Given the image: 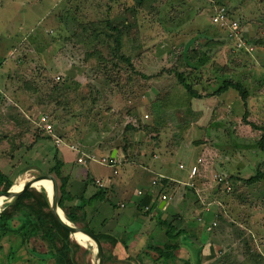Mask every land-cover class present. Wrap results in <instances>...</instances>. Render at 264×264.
I'll list each match as a JSON object with an SVG mask.
<instances>
[{
    "label": "rangeland",
    "instance_id": "rangeland-1",
    "mask_svg": "<svg viewBox=\"0 0 264 264\" xmlns=\"http://www.w3.org/2000/svg\"><path fill=\"white\" fill-rule=\"evenodd\" d=\"M161 1L160 15L154 16L155 21H150L149 17L139 21L141 32L145 34L146 47L138 58V65L151 73L162 66L170 68L178 57L177 55L183 54L184 58L195 60L196 63L201 62L199 67L194 64L188 65L185 71L191 73V80L196 88L202 90L201 88L204 87L206 92L211 93V96L195 100L190 107L164 112L159 107L156 98L162 88H167L171 83L173 74H169L167 79L156 83L152 89L143 85L138 88L140 91L136 97L128 98L124 103L127 106L134 105L139 108L140 116L148 124L150 130L146 132L137 129L123 134L127 119L120 117L118 111L112 113L111 109H106L108 103L105 100L106 92L103 86L110 87L109 83L103 81V77L95 80L91 78V82L102 90L101 98L99 97L98 101L95 100L96 102L91 104L90 110L88 108L75 110L70 114L58 111V115L56 114L53 119L57 130L55 133H59L56 136L61 140L60 144L57 145L53 137L49 135L51 138L41 139L36 143L27 155L28 160L47 172L53 163V154L57 150V157L65 161L62 168L63 174L74 176L75 189H78L77 186L81 184L79 179L84 178L87 169L91 168L90 170L94 173L102 175L110 172L107 167H99L101 166L99 164H97L99 166H90L88 160L78 163L76 161L78 156L84 154L97 157L107 156L108 150L114 144L123 143L124 136L131 138L134 146L138 144L136 139L141 137L139 139L141 143L138 145L141 151L140 156L133 158L128 161L130 164L125 165L135 177L142 173L140 168L143 167L149 174H153L149 171V168L153 170L149 165L152 159L157 162L158 169L182 179L186 178L187 169H180L179 164L196 163L198 167L196 180L201 179L200 183L203 181L207 188L205 192H208L205 200L217 203V200L227 195L232 196L226 190V186L232 183L221 185L218 182V176L246 177L255 172L257 164L264 158V154L259 151L258 147H255L260 131L253 130L241 120L244 105L238 93L231 89L221 95H212L213 90L219 86L218 75L225 74L234 81L242 82L250 90L248 106L252 114L248 118L251 121L264 123V64L256 56L257 48L254 45L255 41L264 40V0H219V2L222 1L223 6L229 8L232 16L239 20L246 30L247 42L254 51L236 48L234 43L225 38V31L212 24L211 16L217 10L216 0ZM132 2L133 0H0V62L4 68V70L1 68L2 74H0V111L16 106L35 123L37 117L42 114L43 109L37 107L35 98L28 97L16 88L23 80L21 72L17 69L23 68L25 63L22 62L25 61L33 63L41 60L48 66L54 67L55 80L76 88L78 93L88 91L85 83L87 79H84L81 74L78 63L74 59L71 60L70 50H67L69 46L63 37L74 31L79 19L97 17V14H100L99 8L103 10L107 7L110 15L119 19L130 18L132 13L128 11V6H131ZM212 37L213 40L210 41ZM194 51H196L195 54ZM23 53L27 55L28 60L21 61L19 57H23ZM57 59L61 63L66 62L64 66L59 68ZM87 94L92 96L89 92ZM222 101L226 103L225 107H222ZM259 109L262 112H259ZM108 119L110 122L107 121ZM184 124L189 125L187 130L177 129V126ZM155 126L161 127L157 135ZM98 129L104 132L99 133ZM153 136H158V138L154 139ZM174 144L176 147L173 149L171 146ZM243 144L251 147L244 148ZM90 148L91 151L85 150ZM117 165L118 163L116 167ZM20 166L22 163L17 168ZM125 166L121 165L119 169L124 170ZM0 167L3 171L10 172L4 162H1ZM39 174L37 168H32L26 171L21 178L26 182ZM149 174L144 171L143 179L140 178L135 182L134 187L147 188V184L153 177L151 175L149 179ZM119 177V182L114 181L108 186L115 195H119L120 200L123 198L120 195L128 192L131 183L124 190L120 174ZM94 178L95 183L102 184L101 178L98 176ZM194 185L189 186L194 188ZM243 185L242 182L237 185L241 187L239 194L249 203L241 202L239 197H231L233 207H238L235 211H229V214L234 216L237 224L240 223V219L242 221L244 219L241 213L242 207L239 208L240 205L237 204L240 203L243 204L241 206L250 208L261 205L264 201V182L246 187ZM69 188H73L71 181H69ZM192 193L196 194V191L184 190V195L179 199L183 203L178 206L180 209L177 207V210L182 212L187 206L201 205L200 202H196ZM6 202L4 201L2 206ZM171 207V210H176L174 206ZM208 218L205 216V220ZM223 221L232 225L226 227L233 231V235L239 231L242 232L243 229L235 222ZM18 222L16 220L15 224ZM256 222L260 224L254 227L264 233L263 221L260 222L257 218ZM202 225L203 222L200 223V226ZM220 225L225 227V224L220 223ZM221 230L220 226L215 228L218 233H221ZM200 235H202L201 231ZM143 246L144 244L141 245ZM82 247L84 250L87 249L88 253L80 249L77 251V256L83 258L84 262L89 261L96 264L95 245L87 244ZM11 248L16 249L17 252L15 251L10 264H43L37 259L39 256L30 255L22 247L20 236L15 234L0 238V264L7 263V252ZM37 250L43 252L45 247L37 246ZM132 255L134 256L135 253ZM51 263L52 260H49L45 264ZM131 264L136 263L131 261Z\"/></svg>",
    "mask_w": 264,
    "mask_h": 264
},
{
    "label": "trees",
    "instance_id": "trees-1",
    "mask_svg": "<svg viewBox=\"0 0 264 264\" xmlns=\"http://www.w3.org/2000/svg\"><path fill=\"white\" fill-rule=\"evenodd\" d=\"M161 2V0H133L131 6H128V11H131L132 16L121 19L110 15L107 7L103 10L99 8L101 15L97 14L94 19H79L74 31L63 37L69 46L67 50H70L71 60L74 59L78 63L81 74L84 79H87L85 83L88 91L78 93L76 88L55 80L54 67L48 66L41 60L33 63L27 62L25 60H28V57L24 53L23 57H19L21 61H25L22 62L25 63V66L17 69L21 72L23 79L16 86L17 90L25 93L28 97L35 98L37 107L43 109L41 113L50 117L55 125L53 117H56L58 111L70 114L75 110L86 108L90 110L91 104L95 100L98 101L103 95L102 90L91 82V78L95 80L103 77V81L110 85V87L103 86L106 92L105 100L108 103L106 109H111L112 113L118 111L120 117L127 119L123 134L137 129L146 132L150 130L148 124L140 116L139 108L134 105L127 106L124 103L128 98L136 97L140 91L138 88L143 85L152 89L156 83L167 79L169 74H173L171 83L167 88L163 87L156 98L159 107L164 112L190 107L195 100L211 96V93L206 92L204 87L201 88L202 90L196 88L191 80V73L185 71L188 65L194 64L199 67L201 62L196 63L195 60L184 58L183 54L177 55L178 57L170 68L162 66L151 73L146 72L138 65V58L146 47L145 34L141 32L139 21L147 17L150 18V21H155L154 16L160 15ZM216 5V9L226 8L228 16L236 19L232 16L229 8L223 6L222 1L216 0ZM140 17L141 19H139ZM212 40L213 37L210 41ZM254 45L257 48L256 56L264 64V40L259 39L254 42ZM193 53L195 54L196 51ZM65 63L58 61L57 65L60 68ZM1 68L4 70L2 62H0V71ZM218 79H220L219 86L213 90L212 95H221L231 89L238 93L244 105L241 120L253 130L260 131L255 147H258L259 151L264 154V123L256 120L251 121L248 118L252 114L248 106L250 90L242 82L234 81L228 75H218ZM88 92L92 96H89ZM222 103V107H225L224 104L226 103L224 101ZM259 112L262 110L259 109ZM109 119L108 122H110ZM188 127V124H184L177 126V129L187 130ZM154 128L157 135L161 127L155 126ZM44 132L16 106L0 111V159L10 169V172L7 173L0 167V191L8 189L26 171L32 168H37L40 173H44L37 164L29 162L27 156L39 140L51 138ZM98 132L103 133L104 131L98 129ZM57 134L59 133L57 132ZM153 138L157 139L158 136H153ZM139 139L141 137L136 139L138 144L134 146L132 139L124 136L122 144L113 145L112 148H116L119 153V166L122 165L123 167L130 164L128 161L140 156L141 151H139L138 145L141 142ZM110 143L112 142L110 141ZM171 147L174 149L176 146L174 144ZM242 147L250 148L251 146L243 144ZM85 150L91 151L92 149ZM110 150H108V154ZM56 152L57 150L53 154V163L47 172L54 173L59 178L58 206L72 224L91 231L101 239L106 249V264L117 262L118 264H131V261L136 264H176V255L180 247L179 238L186 230L184 227L185 212H180L177 209L170 211L171 209L166 207L164 209H167L166 215L155 218L160 236L155 238L150 232L146 233L144 246L133 256L129 251L126 239L117 236L113 232V228H107L109 220L113 219L115 222L119 216V197L109 194L108 185L95 183L90 168L85 173L82 192L80 194L72 192L69 188L70 174H63L62 168L65 162L57 157ZM21 163L22 166L17 168ZM222 177L226 183L220 182L221 185L232 183V185L229 184L230 190L227 192L231 193L233 197H239L241 202L248 204L249 201L240 196L241 187H237V185L242 182L243 186L246 187L264 182V158L257 164L255 172L246 177L238 175ZM158 183L159 188L152 200L148 191L150 188L143 191V195H139L134 200L135 210L140 211L139 213L145 217H148L152 212L153 206L162 193L170 195L173 199L171 206L178 207L183 203L179 199L184 195V190L195 192L194 188H190L191 185L182 184L165 176L160 177ZM192 194L196 202H200L198 195ZM262 202L264 203V201ZM218 216L225 220L223 213L220 212ZM16 220L19 221L17 224H15ZM7 234L19 235L22 247L30 255L39 256L37 259L43 264L49 260H52L51 264H93L89 261L84 262L83 258L77 256V251L84 249L71 236L70 232L56 220L44 188L40 190L29 189L2 206L0 210V238ZM238 235L242 237L243 244L241 248L239 246L235 248L237 251L233 254L236 258L225 256L220 264H264V254L254 245L252 237L245 234L244 230L239 231ZM37 246H44L45 251H38ZM84 251L88 253L87 249ZM15 253L14 248L9 250L7 264H10ZM150 254L152 257L149 256ZM179 264L189 263L183 261Z\"/></svg>",
    "mask_w": 264,
    "mask_h": 264
},
{
    "label": "crops",
    "instance_id": "crops-1",
    "mask_svg": "<svg viewBox=\"0 0 264 264\" xmlns=\"http://www.w3.org/2000/svg\"><path fill=\"white\" fill-rule=\"evenodd\" d=\"M110 149L109 152L112 153V150L116 148H110ZM110 153L107 156L111 157ZM114 155L115 156L112 157L116 161L113 165H105L96 160L94 161L90 160L88 162L90 166L101 165L99 167H103V168L107 167V169L110 171L109 174L107 173V175L105 174L102 175L100 173H94L93 171H91L94 177L98 176L99 178L102 179L103 182L100 185H104V184L111 185L114 183V181L119 182L120 181L119 174L123 179L122 187L124 190H126L128 185L131 183V186L127 190L128 192L120 195V197L123 198H120V200H118L120 204V208L118 209L119 216L117 217L115 222L113 221V219H110L109 223H107L108 224L107 228L110 227L113 228V232L116 233L117 236L119 235L120 237L126 239L131 254L136 253L141 248V245L145 244L147 237L146 233L150 232V234L155 236V238L160 236V232L158 230L159 228L157 227L155 218L156 216L166 215L167 209L166 210L164 209L166 207H168L169 210L172 208L171 205L173 204L171 203V201L173 199H171L170 195L164 193L168 196V199L165 202H163L160 201L159 198L158 201L153 206L152 212L148 215V217L141 215L139 213L140 211L135 210L134 200L137 199L140 194L142 195L143 191H147L149 188L150 189L148 191L150 192L149 194L152 200L154 195L156 194V191L159 188V185L152 184V180L155 179L157 176L160 177L165 176L170 179L176 180L177 182H180L182 184H186V185L195 184L194 188L196 194L201 200L200 201L201 205L194 204L192 206H187L185 210L182 211L185 212L186 221L184 227L186 228V230L180 235L179 238L180 247L176 255V261H175L176 264H179L183 261H188L189 264H220L221 260L225 256H229V257L232 256L233 258H236L233 253L237 251V249H235L237 248V246L241 248L243 244L242 237H239L238 232L233 235L232 234L233 231L232 230L230 231L229 230L230 228L226 227V226L231 227L232 225L228 223H224V221L219 218L218 214H220V212L223 213V217L226 221L229 220L237 224L238 222L235 221L234 216L232 217V215L229 214L230 213L229 211H235L236 210L235 208H237L238 206L233 207L234 204L232 202L233 198H231L232 196L230 195L225 196V198L221 200H217L216 198V200L218 201L217 203L206 201L205 197L206 194L208 193L205 192L207 191L206 185L203 183V181H201L202 183H200L201 179L196 180L198 174H195L193 178H189L188 175L189 168L194 163H188L186 165L180 163L183 165L182 168L179 167L180 169H187L186 178L182 179L179 176H171L166 171H162L158 169L156 166L157 162H154V160L152 159L151 160L152 162H150L149 165L150 167H152L153 170H150L149 168V171L152 172L153 174H149V172L145 170V168L143 167L140 168L141 170L140 172L142 173L140 175L138 174L137 177H135L134 173L131 172V170H129L126 166L124 170L121 168L119 169L120 163H119V153L117 149ZM102 156L103 155L98 157H102ZM116 163H118L117 165L118 169L116 167ZM144 171L147 174H149V179L151 175L153 176L150 183L147 184L148 187L147 188L134 187L135 182L139 181L140 178L143 179ZM84 180H85V176L84 178L82 177V179L80 178L79 181L81 182V184L80 186H77L78 189H75L76 185L74 184V176L70 175L69 181H71L73 185L71 191L76 194H80L83 190ZM190 181L192 183H189ZM109 194L115 195L112 189H109ZM117 196L119 197V195ZM237 205H240L239 208L242 207L241 213L243 214V218H244L243 221L242 219L239 218L241 221L237 225L245 231V234H249V236L252 237L254 245L264 254V242H263L264 233L261 232L259 228L254 227V226H259L260 224L256 222L257 218L260 220V222L263 221L264 223V214H263L264 212L263 213L261 212L264 211V204L261 203V205H256L250 208H248V206L246 207L241 206L243 204L240 203ZM174 208L177 209V206L174 205ZM205 216L206 218L208 217L209 218L205 220ZM245 218H247V221H245ZM201 222H203L202 226H200ZM213 223H215V225H213ZM220 223L222 225L225 224V227L221 226ZM218 226H220L222 229L221 233L215 231V228ZM208 227H210V230H208ZM200 231L202 235H200ZM203 232H205L204 234L205 236L203 235ZM9 250L10 249H8V252ZM15 251L17 252L16 249ZM149 256L152 257L151 254Z\"/></svg>",
    "mask_w": 264,
    "mask_h": 264
},
{
    "label": "built area",
    "instance_id": "built-area-1",
    "mask_svg": "<svg viewBox=\"0 0 264 264\" xmlns=\"http://www.w3.org/2000/svg\"><path fill=\"white\" fill-rule=\"evenodd\" d=\"M211 22L212 24L218 26L219 28L225 31V37L227 38V40L234 43L236 48H244L246 51H254L253 47L249 46L250 44L247 42L248 40L246 39V36H245V30L241 26L239 20L230 18L227 14L226 8L221 7L215 10V12L211 16ZM36 124L40 128H42L46 134L52 136L54 139L53 141L57 145L60 144L61 140L58 136H56L57 134L55 133V125L53 124L51 119L46 114H40L37 117ZM86 160L88 161L96 160L105 165H113L116 161L114 160L113 157H110V156L96 157L92 154H89V155L84 154V155H80L77 157V161L79 163H83ZM199 161L200 159L198 160V162ZM179 167L182 168L183 165L180 164ZM197 169L198 167L196 164H193L192 166H190L189 174H188L189 178L194 177V175L197 172ZM159 179H160V176H157L155 179L152 180V184L157 185ZM218 182L226 183L222 176H218ZM226 190H230V185L226 186ZM167 199H168V196L166 194L163 193L160 195V201L165 202ZM213 225H215V223H213ZM208 230H210V227H208Z\"/></svg>",
    "mask_w": 264,
    "mask_h": 264
},
{
    "label": "water",
    "instance_id": "water-1",
    "mask_svg": "<svg viewBox=\"0 0 264 264\" xmlns=\"http://www.w3.org/2000/svg\"><path fill=\"white\" fill-rule=\"evenodd\" d=\"M115 152H116V149H113L112 153H110L111 157L115 156L114 155ZM45 178L51 179L54 182V186H53V190L51 191V194L48 192L46 188L44 189L48 194V198L51 204V209H52V212L56 220L60 223L62 227L67 229L71 235L77 232H81V233H84L90 236L91 239L94 241V245H95V259L97 261L96 264H106L105 263L106 252H105L104 244L101 241V239L98 236H96L94 233H92L91 231L72 224L68 219H67L68 222H65L64 220L60 218L57 212V210L60 208L57 203L60 182L56 174L51 173V172L40 173L39 175L26 181L25 185L19 189L14 188L12 184L8 189L0 191V198L6 199V201H9L12 198L24 193L25 191L31 188L41 189L42 187H40V183H41L40 181ZM76 242L82 245V243H80L78 240H76Z\"/></svg>",
    "mask_w": 264,
    "mask_h": 264
},
{
    "label": "bare ground",
    "instance_id": "bare-ground-1",
    "mask_svg": "<svg viewBox=\"0 0 264 264\" xmlns=\"http://www.w3.org/2000/svg\"><path fill=\"white\" fill-rule=\"evenodd\" d=\"M40 187L46 188L48 192L51 194V191L53 190L54 182L51 179L45 178L40 181ZM25 181L22 180V178H18L15 183H13V187L16 189H19L25 185ZM6 201V199L0 198V207L2 206L3 202ZM60 218L64 220L65 222L67 221L66 216L64 215V212L59 208L57 210ZM75 240H78L80 243H82L83 246H86L87 244L94 245V241L91 239L90 236L77 232L71 235Z\"/></svg>",
    "mask_w": 264,
    "mask_h": 264
}]
</instances>
